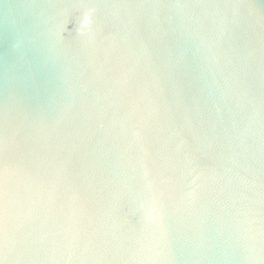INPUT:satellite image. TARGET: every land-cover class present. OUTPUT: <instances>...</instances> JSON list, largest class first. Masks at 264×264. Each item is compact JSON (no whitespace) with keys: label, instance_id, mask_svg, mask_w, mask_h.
Instances as JSON below:
<instances>
[{"label":"water","instance_id":"1","mask_svg":"<svg viewBox=\"0 0 264 264\" xmlns=\"http://www.w3.org/2000/svg\"><path fill=\"white\" fill-rule=\"evenodd\" d=\"M0 264H264V0H0Z\"/></svg>","mask_w":264,"mask_h":264}]
</instances>
